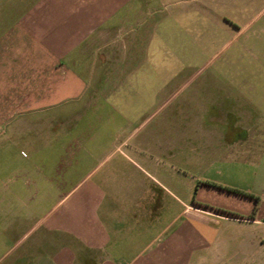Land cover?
<instances>
[{
  "label": "crops",
  "instance_id": "obj_1",
  "mask_svg": "<svg viewBox=\"0 0 264 264\" xmlns=\"http://www.w3.org/2000/svg\"><path fill=\"white\" fill-rule=\"evenodd\" d=\"M161 37L237 45L142 133ZM0 264H264V0H0Z\"/></svg>",
  "mask_w": 264,
  "mask_h": 264
},
{
  "label": "rangeland",
  "instance_id": "obj_2",
  "mask_svg": "<svg viewBox=\"0 0 264 264\" xmlns=\"http://www.w3.org/2000/svg\"><path fill=\"white\" fill-rule=\"evenodd\" d=\"M176 36L179 37V40L183 43V28L176 27L175 29ZM165 36V34L163 33ZM163 36V37H164ZM160 38L159 53L155 58V65H158L160 69L169 68L171 70L182 71L177 78L176 85L171 91H166V97L164 100L163 97H160L161 105L158 107H127L125 108L129 114H138L149 119L150 122L142 129V133L150 132L152 130H167L168 122L173 117L183 116L184 113V101L187 99L200 98L201 93L199 90H196V85L191 86L189 84L190 78L197 75L200 82H207L208 84H214L215 79H220L222 76L214 75V70L217 68H229L232 64V59L230 56L235 50V47L232 43L226 44L224 40H218L215 43L207 44H191V51L187 54L183 53L182 44H177L175 52L168 53L166 50L167 45H165L164 38ZM202 45V46H201ZM201 46L202 48L200 49ZM195 52H198V56L195 55ZM224 76L222 78H225ZM219 84L223 81L219 80ZM225 82V81H224ZM209 92V91H208ZM211 93L214 91H210ZM216 93V92H215ZM214 93V94H215ZM127 112V114H128ZM140 124H136L138 127Z\"/></svg>",
  "mask_w": 264,
  "mask_h": 264
}]
</instances>
